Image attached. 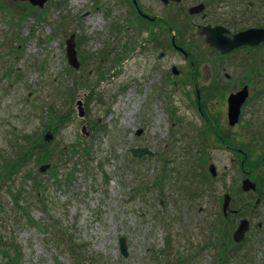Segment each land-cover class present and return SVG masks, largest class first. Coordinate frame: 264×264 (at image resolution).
<instances>
[{
    "label": "rangeland",
    "instance_id": "rangeland-1",
    "mask_svg": "<svg viewBox=\"0 0 264 264\" xmlns=\"http://www.w3.org/2000/svg\"><path fill=\"white\" fill-rule=\"evenodd\" d=\"M124 2L49 0L40 8L0 0V236H15L20 245L13 264H264V201L255 204L253 192L241 188L244 178L261 181L264 147L252 145L242 166L238 151L200 132L195 87L166 84L153 71L152 64L182 61L173 54L160 59L161 44L134 36L133 8ZM71 34L78 69L67 59ZM257 60L260 68L264 53ZM228 89L210 99L218 110ZM52 111L60 124L45 162L59 169L40 172L35 150L14 170L11 159L49 129ZM135 146L155 155L133 157L128 148ZM198 157L204 161L192 163ZM253 160H261L257 171ZM226 193L241 206L227 222L231 231L245 217L254 225L241 246L231 243L230 259L221 257ZM0 264H11L2 249Z\"/></svg>",
    "mask_w": 264,
    "mask_h": 264
},
{
    "label": "flooded vegetation",
    "instance_id": "flooded-vegetation-1",
    "mask_svg": "<svg viewBox=\"0 0 264 264\" xmlns=\"http://www.w3.org/2000/svg\"><path fill=\"white\" fill-rule=\"evenodd\" d=\"M125 1L129 8H133L134 36L145 33L148 45L154 42L161 44L163 47L157 54L160 59L173 54L182 61L152 64L153 71L158 72L159 79L166 84L195 87L196 96L192 100L197 104L202 129L200 132L208 131L214 136L217 135V138L213 137L216 144L228 150L238 151L237 153L243 156L240 163L243 166L250 160L248 152L252 145L253 149L264 147V139L261 137L264 134V65L260 68L257 65V59L264 53V41L261 39L264 34V0H155L160 3L158 8L151 4L153 0ZM251 29L253 31L250 42L258 43H242L235 46L241 41L236 36H241ZM212 39L219 44L235 47L223 52L220 47L210 42ZM228 69L236 70L237 73L227 72ZM228 86L229 89L222 100L224 110H218L221 105L218 101L210 99L217 97V92H223ZM244 89L247 97L241 105L238 119L232 123L228 113L229 97ZM168 145L165 144L164 147ZM154 155L155 152L152 156ZM19 156L20 151L14 158ZM167 156L165 159L168 164L171 158ZM262 159L264 160V157ZM196 161L204 160L198 157L194 158L192 163ZM259 162L261 160H253L255 164L251 170L257 171L256 167L261 164ZM261 170L256 178L258 182L262 178L260 184L252 180L256 184L252 190L256 197L255 204L264 201V169ZM251 172L249 170V173ZM224 197L225 195L222 205ZM232 203L231 196L227 212L221 205L220 220L224 233L221 236H224V243L227 245L235 242L241 246L243 242H236L232 236L240 221L233 231L227 225L228 220L238 213L241 207L233 206ZM247 219L250 232L254 225L251 219ZM262 223L259 221L257 228H262Z\"/></svg>",
    "mask_w": 264,
    "mask_h": 264
},
{
    "label": "water",
    "instance_id": "water-1",
    "mask_svg": "<svg viewBox=\"0 0 264 264\" xmlns=\"http://www.w3.org/2000/svg\"><path fill=\"white\" fill-rule=\"evenodd\" d=\"M21 1H29L31 2V4L35 5V6H39V7H44L46 2L49 0H21ZM252 31L253 29L242 33L241 36L238 35L236 37H238L241 41L237 42V44L235 46L241 45L242 43H249L251 45H255L258 43V41L251 43V39H252ZM262 41H264V34L262 35ZM210 42H212L213 45H217L218 47H220V49L223 52H227L229 51L231 48L235 47V46H228L227 44H219L217 42H215L214 39L210 40ZM67 56H68V62L71 66H73L75 69H78L81 65L79 59L78 58V51L76 48V42H75V35L72 34L69 38H67ZM247 97V92L246 89L239 91L236 94H232L229 97V101H230V112L229 116L231 119L232 123H235V121L238 119L239 113H240V108L241 105L243 104V102L245 101ZM82 104H83V100H78L77 101V107L79 109V116L83 117L84 111L80 110L82 109ZM142 132V129L138 130V134H140ZM45 140L46 141H51L54 137V133L51 132V130H48L45 133ZM129 151L131 152V154L135 157H141L144 154H149V155H153V151L147 147H131L129 148ZM208 169L209 172L211 173V175L213 177H215L217 175V167L214 163H210L208 164ZM50 167V164H43L40 169L41 171H45ZM242 190L244 191H250L255 189L256 184L255 182H253L251 179L249 178H245L242 181ZM231 201V196L228 194L225 195L224 197V202H223V209L225 212H227L229 205ZM42 231H44V228L41 226ZM250 229V225H249V220L247 218L241 219L240 223L238 225V227L236 228V230L234 231V234L232 235L234 240L236 242H242L245 237H246V233L248 232V230ZM120 252L122 253V255L124 257H127L129 252H128V246H127V242L126 239L124 237L120 238Z\"/></svg>",
    "mask_w": 264,
    "mask_h": 264
},
{
    "label": "trees",
    "instance_id": "trees-1",
    "mask_svg": "<svg viewBox=\"0 0 264 264\" xmlns=\"http://www.w3.org/2000/svg\"><path fill=\"white\" fill-rule=\"evenodd\" d=\"M85 58H86L85 56H82V59H85ZM67 111L69 112V110H67ZM52 113H53L54 116L52 115ZM52 113H51V120H54V121H50L51 124H52V126H50V127L57 128V125H59L60 122H59V120L57 118V114L55 112H53V111H52ZM67 116L69 117L70 114L66 113V115H64V116L62 114L59 115V117L62 119V120H60L61 123L65 122V120L67 119ZM31 143L33 145L32 146L30 145V147H28L26 150H24V152L21 154V156H19L17 158H13L11 160V162H12L11 165L15 169H18L22 165V163L27 161L29 159V157L33 154L32 152L35 151V150H40L41 151L40 156L38 158L39 160L44 161V160H47L49 158H52L53 154L51 153V151L50 150H46V146H48V143L43 141L41 136L36 138V139H34ZM58 169L59 168L56 165L54 167V172H52V173L55 174V171L57 172ZM57 177H58V175H57ZM38 183L39 182H37L36 186H35L37 188L36 189L37 190V194L41 192V188H40ZM14 197L17 198L16 201H19V198H18L17 195H15ZM67 231L68 230L62 232V236L63 237L66 235ZM49 232H50V229H49ZM4 239L8 240L9 243L3 242V241H5ZM0 240L2 242V243H0V249L3 250L4 256L7 258V261L9 263H11V264L17 262L19 260L20 254H21V248H20V245L17 243L16 237L14 236V237L6 238L4 235H1L0 236ZM70 242H73V241L71 240ZM59 244L60 245L65 244V241H63V239H61V241H59ZM70 245L72 246V248L75 247V244L70 243ZM229 247H230V245H227V243H226V249L224 250V254L221 256L222 258L225 256V257H227V259L228 258L230 259V257H231L230 255L232 253L229 255V252H228L229 251ZM12 253H13V255H12ZM222 258H221V261H222Z\"/></svg>",
    "mask_w": 264,
    "mask_h": 264
}]
</instances>
